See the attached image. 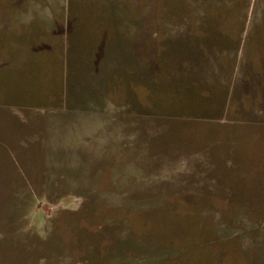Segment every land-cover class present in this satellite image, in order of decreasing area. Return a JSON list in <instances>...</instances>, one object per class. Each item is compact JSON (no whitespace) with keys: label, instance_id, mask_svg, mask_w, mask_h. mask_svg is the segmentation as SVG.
I'll list each match as a JSON object with an SVG mask.
<instances>
[{"label":"rangeland","instance_id":"374dc122","mask_svg":"<svg viewBox=\"0 0 264 264\" xmlns=\"http://www.w3.org/2000/svg\"><path fill=\"white\" fill-rule=\"evenodd\" d=\"M0 264H264V0H0Z\"/></svg>","mask_w":264,"mask_h":264}]
</instances>
